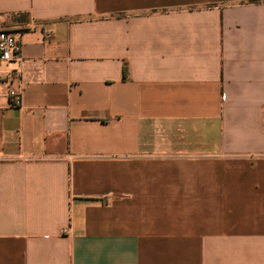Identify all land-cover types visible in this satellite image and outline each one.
Instances as JSON below:
<instances>
[{
  "label": "crops",
  "instance_id": "0c3cea01",
  "mask_svg": "<svg viewBox=\"0 0 264 264\" xmlns=\"http://www.w3.org/2000/svg\"><path fill=\"white\" fill-rule=\"evenodd\" d=\"M0 14V264H264V0Z\"/></svg>",
  "mask_w": 264,
  "mask_h": 264
},
{
  "label": "built area",
  "instance_id": "2783aa9c",
  "mask_svg": "<svg viewBox=\"0 0 264 264\" xmlns=\"http://www.w3.org/2000/svg\"><path fill=\"white\" fill-rule=\"evenodd\" d=\"M5 17L0 14V71L1 67L11 61L20 59L21 54V42L18 34L14 30L4 25ZM8 101L14 106H18L21 103V92L19 90L9 89ZM102 203H107L108 197H103ZM64 232V230H62Z\"/></svg>",
  "mask_w": 264,
  "mask_h": 264
},
{
  "label": "trees",
  "instance_id": "16d2710c",
  "mask_svg": "<svg viewBox=\"0 0 264 264\" xmlns=\"http://www.w3.org/2000/svg\"><path fill=\"white\" fill-rule=\"evenodd\" d=\"M122 76H123V78H126V76H127V69H126L125 65L123 66Z\"/></svg>",
  "mask_w": 264,
  "mask_h": 264
}]
</instances>
